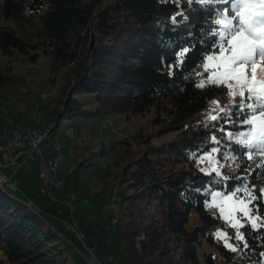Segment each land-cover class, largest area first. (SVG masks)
I'll return each mask as SVG.
<instances>
[{
  "label": "trees",
  "instance_id": "16d2710c",
  "mask_svg": "<svg viewBox=\"0 0 264 264\" xmlns=\"http://www.w3.org/2000/svg\"><path fill=\"white\" fill-rule=\"evenodd\" d=\"M226 10L234 15L222 0H0V95L7 85H28L15 61L29 65L48 54L49 80L58 84L48 101L49 134L80 115L137 120L98 151L122 145L114 184L126 264H201L204 243L208 264H218L214 250L229 264H264L263 219L253 227L244 218L243 241L227 227L233 251L217 236L225 220L208 205L215 190L234 192L264 217V155L239 142L241 133L249 138L251 125L242 121L252 112L237 107L239 95L220 102L227 87L209 84L205 70L219 52L216 21ZM210 150L218 169L198 160ZM96 153L76 160L73 173ZM27 200L0 184V264H72L60 229Z\"/></svg>",
  "mask_w": 264,
  "mask_h": 264
},
{
  "label": "rangeland",
  "instance_id": "374dc122",
  "mask_svg": "<svg viewBox=\"0 0 264 264\" xmlns=\"http://www.w3.org/2000/svg\"><path fill=\"white\" fill-rule=\"evenodd\" d=\"M218 53L209 56H216ZM207 58L206 65H209L210 62ZM49 60L50 55L41 54L38 61L29 65H20L16 61L13 63L15 71H22L26 74L28 85L5 86L0 95V101L5 104L0 107V126L15 124L17 128L30 126L49 131L48 126L51 127L53 123L49 120L51 108L48 106V101L54 88L56 89L58 86L57 83L49 80L51 75ZM0 61H4V57L0 56ZM209 68L213 71L211 67ZM28 87L31 91L26 92ZM46 90L50 92V95L43 97L42 93ZM238 99V95L235 97L229 95L228 88L219 97L220 102L224 103ZM212 107H219V103H212ZM18 111L28 114V117L18 120L16 118ZM9 117L16 121L11 122ZM116 119V116H111L108 120L103 121L98 117L81 115L64 119L59 129L48 133L47 138L42 141L46 158L57 154L54 143L60 145L64 158L58 167V174L64 181L73 173L76 160L82 159L90 152L97 151L92 156L93 163L91 165L80 173H73L71 179L61 189H54L57 199L41 194L39 156L35 154V158L29 159V164L27 162L16 169L14 165V168L9 167L8 165L12 161L6 163L0 154V166L6 165L3 169L7 173L13 170L14 177L19 182L18 187L25 190L32 199L27 200L28 203L32 201L30 203L60 229L58 232L60 240L63 246L68 249L72 264H126L125 242L121 237L124 221L119 220V205L116 196L118 187L114 184L115 173L118 169L116 162L122 152V145L117 143L116 148L108 151L107 154H101L98 151L104 145H109L111 138H122L130 133L137 120L134 119L131 123L124 120L115 123ZM105 121L108 123L106 126L104 125ZM0 135H2V128H0ZM166 136L167 133H164L162 136L160 135V138ZM204 154L199 156L200 164L206 170L218 169L216 155L211 150ZM203 155L206 159L201 161ZM29 165L31 170L26 169L27 167L29 169ZM20 188L17 190L11 187L10 189L12 192L22 195ZM215 193L220 195L214 197ZM233 193H222L220 190H215L208 201V205L212 204L225 220V226H219L217 233H227L225 237L220 238L226 245L231 244L232 246L233 241L227 229L231 223L239 220L243 224L244 218H247L252 224L254 221L256 225L260 224L262 219L264 221V217L254 211L251 199L233 196ZM225 196H231L232 199L226 201L224 200ZM65 199L75 205L73 211ZM83 199H87V201L82 203ZM245 205L251 209L249 216H244L243 212L239 211ZM221 207L225 209L223 214L220 211ZM68 223H75L77 231L83 234L84 238L79 237L74 229L69 228ZM235 229L237 233H242V227L238 226ZM208 249L207 243H204L200 248L201 264H208L204 258V250ZM214 254L218 264H229L216 250H214Z\"/></svg>",
  "mask_w": 264,
  "mask_h": 264
},
{
  "label": "snow or ice",
  "instance_id": "6c2138e0",
  "mask_svg": "<svg viewBox=\"0 0 264 264\" xmlns=\"http://www.w3.org/2000/svg\"><path fill=\"white\" fill-rule=\"evenodd\" d=\"M222 2L231 5L234 15L229 17L226 10L222 18L216 21L221 25V30L217 33L221 42L218 55L207 58L210 64L205 65V70L207 71L209 67L213 69L208 77V83L226 86L230 96L239 95L245 98L237 107L241 110H251V117L242 121L251 125V130L247 134L248 139H243L245 134L241 133L242 138L239 142L249 148H255L257 154L264 155V0H222ZM187 51L188 49H185L180 56L183 57ZM204 86L202 81L200 87ZM245 100L251 102L246 103ZM221 111L224 109L221 108ZM210 118L217 119L215 116ZM248 158H253L251 151L248 153ZM213 195L215 197L220 194ZM231 199V196L224 197L226 201ZM209 207L213 205L210 204ZM220 211L223 214L225 209L221 207ZM239 211L243 212L244 216H249L251 209L245 205ZM230 226L238 228L244 225L237 220ZM252 226L256 227L254 221ZM226 235L227 233L224 232L217 233L221 238ZM236 239L243 241L244 235L238 232ZM227 247L236 250L231 244H227Z\"/></svg>",
  "mask_w": 264,
  "mask_h": 264
},
{
  "label": "built area",
  "instance_id": "2783aa9c",
  "mask_svg": "<svg viewBox=\"0 0 264 264\" xmlns=\"http://www.w3.org/2000/svg\"><path fill=\"white\" fill-rule=\"evenodd\" d=\"M0 128H3V135H0V154L2 159L7 163L11 162L16 169L23 166L28 162L29 159L39 156L40 164V179H41V194L48 195L52 199H57L54 194V189L61 188L65 181H58V176H53L51 171V162L45 159V156L41 153V138L43 135H39V130H9L6 129V125H1ZM17 149H26L27 155L21 164L14 163L13 157ZM58 154H62L60 151L56 150ZM36 154V155H35ZM34 157V158H35ZM0 178L3 181H6L9 187L19 189L18 179L14 177V174H7L0 166ZM82 203L86 202L85 199L81 200ZM65 202L70 206L71 210L75 209V205L72 202ZM68 227L74 229L77 233V227L75 224L68 223ZM82 238L83 234L80 233Z\"/></svg>",
  "mask_w": 264,
  "mask_h": 264
},
{
  "label": "bare ground",
  "instance_id": "6f19581e",
  "mask_svg": "<svg viewBox=\"0 0 264 264\" xmlns=\"http://www.w3.org/2000/svg\"><path fill=\"white\" fill-rule=\"evenodd\" d=\"M49 95H50V92L47 91V90L42 93L43 97H47ZM9 120L11 122H15L10 117H9ZM5 125H6V129H9V130H27V129H29V130H39V135H43L42 138H41V143L48 136V131H43L40 128H33V127H30V126H26V127H23V128H17L15 126V124H11V125L5 124ZM104 125H106V123H104ZM2 135H3V128H2ZM54 146H55V150H58V151H60L62 153L61 147H60L59 144L54 143ZM41 153L45 156V151H44V147L42 146V144H41ZM45 159H47L48 161L51 162V171H52L53 176H58V181H64V179L62 177H60L59 174H58V167L62 163V160H63V153L62 154H58L57 153L55 156L50 157V158H46L45 157ZM0 184L3 185V186L9 187L7 185V183H6V181H3L1 178H0ZM9 188H11V187H9ZM70 224H75V223H70ZM77 234H78L79 237H81L80 233H77Z\"/></svg>",
  "mask_w": 264,
  "mask_h": 264
},
{
  "label": "crops",
  "instance_id": "0c3cea01",
  "mask_svg": "<svg viewBox=\"0 0 264 264\" xmlns=\"http://www.w3.org/2000/svg\"><path fill=\"white\" fill-rule=\"evenodd\" d=\"M26 155H27V150L26 149H17L14 153V157H13V161L14 163H18V164H21L22 162H24L25 158H26ZM15 158V159H14ZM1 161V160H0ZM5 163V162H4ZM2 164V163H1ZM9 164V163H8ZM11 164V165H10ZM8 166L9 167H13V164L10 163ZM6 165H3V167H5ZM3 167L1 166V168L3 169ZM27 170H31V166L29 165V169L28 167L26 168ZM4 170V169H3ZM5 171V170H4ZM6 172V171H5ZM7 173V172H6ZM9 175H12L14 174L13 170L9 173H7ZM18 186H19V182H18ZM20 188V187H19ZM20 190L22 191V196L25 198V199H28V200H32L30 195L26 193L25 190H23L22 188H20ZM29 202H32V201H29ZM34 202V201H33ZM32 204V203H31ZM73 211V210H72Z\"/></svg>",
  "mask_w": 264,
  "mask_h": 264
}]
</instances>
